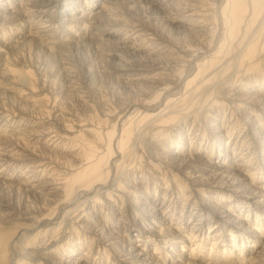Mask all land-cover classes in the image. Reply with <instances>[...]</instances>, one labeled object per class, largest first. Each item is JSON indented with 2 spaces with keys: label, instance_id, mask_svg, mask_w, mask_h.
<instances>
[{
  "label": "bare ground",
  "instance_id": "1",
  "mask_svg": "<svg viewBox=\"0 0 264 264\" xmlns=\"http://www.w3.org/2000/svg\"><path fill=\"white\" fill-rule=\"evenodd\" d=\"M140 1L155 10L168 7V0ZM173 1H175L174 9L177 13L174 14V17L168 18L167 23L173 28L190 31L189 33L195 38V48H198L192 51L189 60L173 56L168 58L163 55L164 52H160L158 46L155 45L156 39H154L152 30L144 21L140 19L129 22L118 20L116 9L119 4L128 2V0H0V77L2 81L15 89L13 94L20 103L16 114L32 118L28 122L29 126L33 127L28 130L18 129L19 131L12 133L8 132V122L5 119L0 121V168L15 170L22 166L25 171L21 172L20 179H23L21 182L23 185L19 183L22 185L19 187L26 191L36 192L41 197H47L49 202L53 201L54 204L62 205L66 210L62 219L60 218V223H51L53 217L39 218L35 222L36 224L48 222V225L31 239L21 237L23 246L19 247V252L25 254L26 259H30L27 251H36L42 248L43 243L38 239L57 231L65 221L74 217L72 227L76 232L74 237L76 242L74 247L69 248L70 252L78 255V260L70 262L71 264H91L92 244L84 252H81L83 241L89 239L90 243L91 241L93 243L91 231L100 232L97 240L102 245L99 246L98 253L101 247L100 253L108 254L106 250L112 246L116 250L117 260L121 264H166L159 260V251L162 245L169 264L194 261V251L197 249L200 252L205 248L203 247L205 236L198 238V234H195L200 229L198 222H194L190 226L191 234L187 237L184 234L187 232L185 229H179L181 230L179 231L175 226L164 225L167 218L163 213L158 214L157 218L155 217L157 210L152 208V205L135 199V207L142 205L146 222H141L138 235H133V237L122 234L120 230L123 225V210L116 203L119 197L110 194L113 190H117L114 184L115 180L112 181L111 177V161L115 154L112 146L116 143L117 153L120 155L121 151H124L125 148L128 149L126 146L131 140V135L135 134L136 136V132L140 131L151 133L150 142L153 143V148L159 150L161 159L166 160V163L178 168L182 173H186L185 175H188L192 185L204 184L213 191L221 189L234 195H237V191H241L247 194V197L240 203L236 202V207L237 204H242L248 207L249 211L250 206L255 209L261 208L262 201L264 202V188H255L254 178L248 172H242L241 166L247 159L249 160V154L245 152L247 149L244 147L250 142L251 151L256 154L258 159L259 169L258 167L256 169L264 171V89L260 88V80L264 77V0H223L219 5V17L224 30L223 38L218 43L214 40V33L210 34L214 27L209 18L211 9L215 7L218 0ZM109 22L112 30L104 29L103 25H109ZM105 36L106 39L111 38L116 41V43L109 41L108 46L111 48L109 54L114 56H117L116 50L119 46L133 53H144L151 47L156 48V51H152L154 61L149 64L150 67L142 64L141 61L119 65L120 67L115 68V71L117 77L127 85H152L155 88L158 87V91H154L155 94L151 97L150 102L147 101L144 110L146 113L141 112L134 121L127 119V122L122 123V127L119 128V133L113 129L112 132L107 133V141L103 142L102 131L107 130V120L110 114L108 110L102 111V117L97 119L92 115L74 118L76 114L72 115V112L69 114L67 111L65 113L62 108L56 114L57 111L51 107L58 104L57 98L48 95L39 98L33 97L35 88L31 82L30 70L27 68V71L16 70L14 67L17 66V62H10L9 54L17 53L20 47H23L27 42H32L38 49L54 56L63 53L69 47L77 48L85 42L90 45L95 44L97 47L101 38ZM200 54L203 57L193 64V59ZM108 59L111 58L108 57ZM167 65H170L171 68L169 69ZM185 65L186 67H184ZM189 67H191L190 72ZM187 77L190 78L186 79ZM184 80L182 90L177 89ZM217 90L223 97L231 101L230 106L213 99ZM4 92L7 93V91ZM58 105L60 106V104ZM150 105H154L155 108H149ZM10 106L12 104L9 105V108ZM227 116H230L232 122H237L239 119L243 122L244 134L236 135V139L239 138V142H241L238 148L236 142L233 145L231 143V139L235 136L233 133L235 128L230 131L228 130L230 123L228 125L225 124L226 122L219 123V118ZM201 117H205L210 139L218 144L226 161L213 162L198 152L191 154L193 148L190 140L197 133L195 134L193 131L191 137L188 138L189 133H185L184 127L190 121L198 122ZM50 119L56 120L63 126L62 129L70 135L62 136L54 124L48 125V128H45L47 126L41 127L45 124V120ZM87 121L91 122V130L83 128ZM55 125L57 126V123ZM63 130L61 131L63 132ZM171 130H173L172 136L170 135ZM44 139L45 148L51 146V150L46 153L45 151L41 152L40 148L34 144V142L39 143ZM159 142L161 143L158 144ZM63 144L73 152L70 161L67 158L66 163L62 164V166L68 167L70 171L68 175H59L53 170L52 154H57L52 150L63 146ZM134 145H131V148L126 152L128 158L136 159L137 157ZM186 146L188 149L191 148L188 153L184 152ZM237 152L238 160L233 161V156ZM60 158L62 157L60 156ZM128 167H124V169L131 170ZM167 170L169 169L167 168ZM129 183H123L129 188V193H140L145 190L135 186V183L133 186ZM92 190L95 195L93 198H91ZM207 192L205 193L207 194ZM84 194L85 196L89 194V196L84 197ZM212 194L213 197L219 195L216 192ZM98 196L102 197L98 198ZM218 197L219 203H216L214 202L216 197L213 201L209 196V206L220 211L222 223L230 230L220 233L219 227L214 226L215 224L208 227L209 230L213 228L214 232L218 230L217 232L220 233L218 237L214 236L210 252L217 253L214 248L218 244V239L223 240L219 246H224L225 242L231 241L225 246L232 249L238 247L240 253L244 252L243 244L245 242L247 247H249L248 244L252 248L256 245L261 247L254 255L250 254L253 257L250 256L248 260L260 259L264 250V237L261 235V230L252 225L250 219L245 215L235 216V210L233 211L235 207L233 201L235 200L231 199L232 197L227 196L226 199L222 195ZM98 199L103 200L109 208V217L115 222L116 227L112 228L105 224L103 213L99 209L101 202ZM72 202H76V205L68 208ZM222 203H228L229 209L221 206ZM0 215L14 217L11 212L4 214L2 212ZM203 220L205 218H200L198 221ZM158 223L159 225H157ZM11 225L13 229H20L23 232L28 230L26 226L21 229L17 224ZM259 225L262 226V223ZM127 230L129 231V229ZM228 236L230 239L227 241ZM237 238L240 240L239 245V242L236 241ZM187 239L189 243H193L189 252L190 257L185 254L187 247L185 248L184 244ZM177 244L181 245L180 248L177 247ZM15 245V236L13 235L9 240L0 238V264H26L23 259L17 258L19 253L17 254ZM10 249L12 253L10 252L9 255ZM14 255L16 261L13 263ZM242 263L245 264L244 261Z\"/></svg>",
  "mask_w": 264,
  "mask_h": 264
},
{
  "label": "rangeland",
  "instance_id": "2",
  "mask_svg": "<svg viewBox=\"0 0 264 264\" xmlns=\"http://www.w3.org/2000/svg\"><path fill=\"white\" fill-rule=\"evenodd\" d=\"M172 1L173 0H168V7L166 9L155 10L149 5L146 6V4H143L140 0H128V2H123L118 5V8L116 9L118 15L117 19L124 22H129L135 19L144 21L152 30L154 39H156L155 45L158 46L160 52H164L163 55L168 58H170V56H173L179 57L182 60H189L190 56H192V51L198 48H195V38L191 35V33H189L190 31L182 28H173L167 23V19L174 17V14L177 13V11L174 9L175 1ZM222 2L223 0H218L217 3L215 2V7L213 6L214 8L211 9L212 12H210L209 17L214 27L210 34L214 33L213 37L217 43L222 40L224 30V28L222 27L221 18L219 17V5ZM35 17L38 18V16ZM35 21H37L36 18ZM103 28L112 30L110 22L109 25L104 24ZM102 38L99 41L100 43H98L97 47L95 44L90 45L85 42L83 45H79L77 48L69 47L63 53L59 55L56 54L54 56L46 54L40 48L38 49V47L33 45L32 42H27V44L19 48L17 53L9 54V59L10 62H17V66L14 67L16 70H30L31 82H33L32 84L35 88L32 94L33 97L39 98L44 95H48L49 97L57 98L58 104H60V106L56 103L58 105V108L56 104L54 107H51V109L57 111L56 114L59 113L58 110H61L62 108L64 109L65 113L67 111V113L69 114L70 112H72V115L73 113L74 115L76 114L74 118L92 115L95 119H97L98 117H102V111L108 110L110 114L107 120V130L105 129L104 131H102V141L105 142L107 141L106 135L108 132H112L114 129L119 133V128L122 127V123H126L127 119H131V121H134L139 117L141 112H145L144 110L147 106L146 104L151 101V97L154 96V91H158V87L155 88V86L145 84L127 85L117 77V72L115 71V68L120 67L119 65L137 63L141 61L142 64L150 67L149 64H152L154 61V59H152V56H154L153 52L156 51V48L151 47L150 50L148 49L144 53H133L132 51H128L122 46H119L116 50L117 56H114L112 54H109V50L111 48H108V46L110 44L109 41L114 43H116V41L111 38L106 39V36ZM108 57L111 59H108ZM201 57H203L202 54H200L198 57H195L193 59V64H196V62L199 61ZM23 66L25 67V69ZM167 66L169 69L171 68L170 65ZM184 67H186V65ZM188 70L190 72L191 67H189ZM192 73L194 74L195 71ZM190 77H187L186 79ZM184 82L185 80L183 81L181 86L177 87V89L180 88L182 90ZM260 83V88L263 90L264 77L260 80ZM0 87H2L0 88V121H3L5 119L8 122V132L14 133L15 131L22 130L23 128L27 130L33 129V127L29 126L30 123L28 122L29 120H32V118L16 114V110L20 107V103L19 101H17V98L13 94L15 89L11 88L6 82L2 81L1 77ZM4 91H7V93ZM213 99H215L216 101H222L224 104H226V106L231 105V101L228 98L223 97L219 90L214 93ZM15 101H17L18 104ZM11 104L12 106H10V110L9 105ZM4 108L5 110H3ZM149 108L154 109L155 106L150 105ZM50 120H45V124H43V126L41 127L47 126L45 128H48L49 126L54 124V126L57 127L62 136L70 135L62 129L63 126L56 120H51L52 122ZM220 122H226V125L230 123L228 127V130L230 131L231 129L235 128V130H233L234 132L232 131L235 136L231 139V143L233 145L236 142L238 148L239 144L241 145V142H239V138L236 139V135H238L239 133L244 134L242 130V120L239 119L237 122H232L230 120V116H227L226 118H219V123ZM56 123L57 126L55 125ZM83 128L85 130H91V122H85ZM60 129L63 130V132ZM184 129L185 133H189L188 138L191 137V133L193 131L195 132V134L197 133L196 136H192L190 140L191 147L193 148V152L191 154L198 152L206 158L211 159V161L213 162L226 161V159L222 155L223 152L219 149L218 144L210 139L209 129L205 117H201L199 121H196L195 123L190 121L185 125ZM136 133H139V135H131V144L129 142V145L127 144L126 146L128 149L125 148L124 151H121L120 155L117 153L116 143L112 146L113 152H115V154L111 161V177L112 181L115 180L114 184L115 187H117V190H113V192H110V194L119 197L116 203H118V207L123 210V225L122 228L120 227L122 234L129 235L130 237H133V235H138V231H140L141 227V222H146L144 217L145 213L143 212L141 207L142 205H140L139 207H135V199H138L145 204L148 203L149 205H152V208H155L157 210V214L155 215V217L158 218V214L163 213L167 218V222L164 225H172L173 227L175 226L178 230L185 229V231L187 232H185L184 234L187 237H189L191 234L190 226L194 222H198L200 224V229L195 234H198V238H200L201 236H205V243L203 244V247L205 248L201 249L200 252L197 249L194 251V261H187L182 264H244L242 263L243 261L245 262V264H264V250L263 253L261 252L262 256L260 257V259L250 261L248 260L249 257H253V255L261 249V247L256 245L254 248H252L250 244H248L249 247H247L245 242L243 244L244 252L240 253L238 247L236 249H232L229 246H225L226 244H230L231 241L227 243L225 242V247L222 245L219 246V244L223 240L218 239V244H216L214 248V250H217V253H215L214 251L210 252L212 242L215 238L214 236L218 237L219 234L222 233V231H229L230 229L222 223V215L220 214V211H216V209H214L212 206H209V196H211L213 201L216 197V201H214L216 203H219V195H222L223 197H225V199L227 196L232 197L231 199L235 200L233 201V204L235 205V207L233 208V211L235 210L234 213H236L235 216H239L242 214L245 215L246 218L250 219L252 225H255L259 228V230H261V235L263 237L264 202L262 201V206L260 209H255L254 207L251 208L250 206L249 211L248 207L243 206L242 204H237L236 207V202L240 203V201H243L245 197H247V194H244L241 191L236 192V194L239 196L237 198V195L229 194L228 192H225L221 189H215V191H213L204 184L196 186L192 185L190 183L189 177H187L188 175H185L186 173H182L180 170H178V168L171 166L169 163H166V160L161 159L160 153H158L159 150L153 148V143L150 142L151 133H147L144 131ZM170 135H173V130L170 131ZM44 142L45 139L41 140L39 143L34 142V144L40 148L41 152L44 153L45 151L46 153L51 150V146L49 148H45L46 145L43 144ZM160 143L161 142H159L158 144ZM249 144H247L244 149H247L245 152H248L247 154H249L250 161L247 159L241 166V170L242 172H248V174L254 178L253 183L255 184V188H264V171H257L256 168L258 167L259 169L258 159L256 154L251 151L252 145L250 144V146H248ZM131 145L135 146L134 151L137 155L136 159L133 157L128 158L126 156V152L127 150H129V148H131ZM68 148L69 147L67 145L63 144V146H60L57 149L53 148L52 150L55 154H57H52L53 158L51 157L54 160L53 170L59 175H68L70 172L68 170V167L64 165L62 166L63 162L66 163V160L69 159L68 161H70V159L72 158L73 152ZM190 150L191 148L188 149L186 146L184 152L188 153L190 152ZM60 156L62 158H60ZM233 157V161H237L238 152ZM124 167H128V169L131 170H125ZM167 168L169 170H167ZM24 171L25 169L22 168V166L15 170H4L3 168H0V213L3 212L4 214L5 212H11L14 214V217L11 218H9V216L4 217L0 215V238L2 240H9L12 235L15 236V250L17 254L19 253L17 258L23 259L26 264H71L70 262H75L76 260H78V255H74L72 252H70L71 249L69 248L71 246L74 247V243L76 242V238H74L76 236V232L72 227L74 217L69 218L71 221H65V223L61 225V228H58L57 231H54L52 234H49L46 237L38 239L39 242L43 243L42 248L36 251H27L30 255V259H26V255L19 252V247L23 246L22 238L31 239L37 232L42 231L48 225V222H41L40 224H36L35 222L39 218L43 219L53 217V221H51V223H60V220L64 215V211H66L65 207H63L62 205L54 204L53 201L49 202L47 197L44 198L36 192L26 191L20 188L19 186L23 185L21 183L23 179H20V175ZM19 183L22 185H20ZM123 183H129L132 186L135 183V186L142 187L145 190L140 191V193H129V188ZM118 184H120V187H118ZM130 189L132 191V188ZM94 190L91 191V198L95 196ZM204 191H208L207 194ZM211 191L212 193H219V195L217 194L218 196L214 195L215 197H213V194L209 193ZM88 196L87 194L86 196L84 194V197ZM101 197L98 196V198ZM99 201L101 202V207L99 209L103 213L105 224L107 226H111L112 228L116 227L115 222L112 221V219L109 217V208L104 204L103 200ZM73 203L74 202H72V204L69 205L68 208L76 205L75 203ZM222 205L225 206V209H229L228 203H222L221 206ZM200 218H205V220L198 221ZM13 223L19 225L21 229H24V226H26V228H28L27 232H23V230L20 229H13L11 225ZM260 223H262V226L259 225ZM157 225H159V223ZM210 225L218 226L221 232L219 231L220 233H218V230L214 232L213 228L209 230L208 227H211ZM127 229H129V231ZM98 236H100V232L91 231V238L93 239V243L92 241L90 243L89 239L83 241L81 252H84L88 248V246L92 244L91 264H121L120 261L117 260L118 258L116 250L112 246H109L107 250L105 249L108 254L100 253L102 251L101 247L98 253V248L102 245L99 244V241L97 240L99 239ZM206 236L208 237L207 239ZM229 239L230 237L228 236L226 240L228 241ZM236 241L238 243L240 240L237 238ZM192 244L193 243H189L188 239L185 241V248L187 247L185 254L187 257H190L189 252ZM239 244L240 242L238 243V245ZM180 246V244H177L178 248H180ZM11 251L12 250L10 249L9 255ZM159 260L160 262L164 261L166 264H169V261H167L168 259L164 255L163 245L159 251ZM15 261L16 259L14 255L13 263Z\"/></svg>",
  "mask_w": 264,
  "mask_h": 264
}]
</instances>
